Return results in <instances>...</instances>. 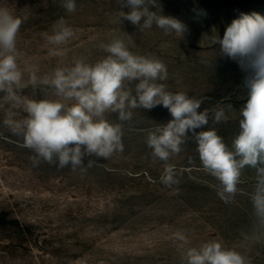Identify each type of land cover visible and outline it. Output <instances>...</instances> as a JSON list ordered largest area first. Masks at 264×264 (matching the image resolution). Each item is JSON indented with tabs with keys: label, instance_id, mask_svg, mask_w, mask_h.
<instances>
[{
	"label": "rangeland",
	"instance_id": "1",
	"mask_svg": "<svg viewBox=\"0 0 264 264\" xmlns=\"http://www.w3.org/2000/svg\"><path fill=\"white\" fill-rule=\"evenodd\" d=\"M62 2L0 0V7L24 21L17 35L22 70L29 66L43 77L76 59L95 63L107 55L101 44L121 38L132 53L166 65L168 78L158 83L168 91L202 100L198 111L223 108L224 120L209 127L231 145L247 101L248 73L223 56L211 38H222L243 14L264 17V0H158L161 14L186 25L182 39L155 25L140 31L121 21V11L130 9L119 0H75L73 12ZM61 19L74 36L59 46L61 55H53L50 50L57 46L44 34L51 35ZM18 95L56 98L51 89L31 84ZM4 96L0 93V264H181L173 239L177 231L188 237L189 246L215 239L249 264H264V222L256 217L251 199L255 170H241L238 191L225 203L218 195L219 181L204 170L191 140L167 164L154 160L145 142L148 132L172 119L162 105L132 110V119L122 122V153L100 159L86 171H73L44 161L33 165L34 153L4 123L23 119V104L5 102ZM107 119L121 123L116 113ZM168 165L178 173L179 183L171 187L161 182Z\"/></svg>",
	"mask_w": 264,
	"mask_h": 264
},
{
	"label": "clouds",
	"instance_id": "2",
	"mask_svg": "<svg viewBox=\"0 0 264 264\" xmlns=\"http://www.w3.org/2000/svg\"><path fill=\"white\" fill-rule=\"evenodd\" d=\"M119 2L130 9L127 13L121 11V21H130L140 31L155 25L179 39L187 31L179 19L161 14L158 0ZM62 6L73 12L76 2L63 0ZM23 22L7 7H0V93L5 94V102L23 104L26 116L20 121L9 118L4 123L22 137V146L34 153V166L44 161L58 169L70 166L73 171H86L100 159L123 152L122 122L132 119V110L162 105L172 119L156 124L148 132L145 142L153 159L167 164L191 140L204 170L219 181L218 195L225 203L231 202L238 191L241 170L251 167L255 170L251 199L256 217L264 222V17L243 14L226 27L222 38L219 34L211 38L223 56L236 61L248 73L244 79L247 101L240 109L239 132L230 146L215 127H209L210 122L216 125L224 120L223 108L198 111L202 100L185 92L168 91L158 83L168 78L166 65L159 59L132 53L121 38L101 44L107 55L95 63L76 59L71 66L57 67L43 77L29 66L22 70L17 35ZM73 36L74 30L62 19L54 25L51 35L44 34L49 44L57 46L50 50L53 55H61L59 46ZM135 81L138 82L133 87ZM28 84L51 89L56 98L46 95L42 99H22L18 92ZM109 113L118 114L121 123L108 120ZM177 175L175 168L168 165L161 182L168 187L178 184ZM173 239L181 253V264H249L240 252L219 240L189 246L190 240L180 231Z\"/></svg>",
	"mask_w": 264,
	"mask_h": 264
}]
</instances>
